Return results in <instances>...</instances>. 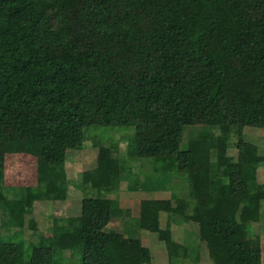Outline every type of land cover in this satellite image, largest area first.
<instances>
[{"label": "trees", "instance_id": "obj_1", "mask_svg": "<svg viewBox=\"0 0 264 264\" xmlns=\"http://www.w3.org/2000/svg\"><path fill=\"white\" fill-rule=\"evenodd\" d=\"M250 127L264 128V0H0V216L10 229L0 264H155L138 231L108 229L128 213L108 195L131 170L116 144H101L113 128L134 130L131 160L155 164L139 188L162 190L172 171L206 188L214 261L263 264L243 242L264 221V138L251 141ZM88 138L102 147L97 195L79 215L54 217L50 245L26 238L36 202L67 200L68 153ZM19 153L37 158L36 185L5 184L7 155ZM162 211L142 201L139 228L157 234L168 264L199 256V239L172 241Z\"/></svg>", "mask_w": 264, "mask_h": 264}, {"label": "rangeland", "instance_id": "obj_2", "mask_svg": "<svg viewBox=\"0 0 264 264\" xmlns=\"http://www.w3.org/2000/svg\"><path fill=\"white\" fill-rule=\"evenodd\" d=\"M111 128V127H110ZM204 130L203 126H188L183 133V147L187 142L196 138ZM109 138L101 141L105 147L116 144L117 155L125 160V164L130 166L128 174H124L118 183L116 191L108 196L119 202V206L128 213L117 215L108 225V229H117L126 235L138 231L139 237L144 245L149 246L154 254L155 264H168V254L165 246L158 240L156 233L139 228L141 203L144 200H158L166 211L160 212L161 227L165 228L170 224L171 237L173 242L183 243L193 240L202 243L200 254L193 258H185L182 264H218L214 261L210 250L202 237L208 227V214L204 213L207 207L210 194L206 188L195 183L190 186L187 178L176 171H172L169 181L160 191H153L151 188H139L146 181V174L155 172V164L150 159L142 165L141 161L131 160L128 157L129 138L134 134L131 128H113L109 130ZM246 136L253 142H262L264 138V128H247ZM91 136V135H90ZM228 150L229 155H237L235 141ZM92 138H88L86 146L82 149L70 150L66 161V170L70 181L69 196L67 200L55 202L42 200L35 203L33 212L28 214L25 219V237H33L42 245L52 243V224L54 217H68L80 214L83 197L92 195L91 189L98 184V153L100 148L94 145ZM109 148V147H108ZM37 158L27 154H10L6 158L5 184L13 186L36 185L38 182ZM128 176V177H127ZM198 176L197 178H199ZM259 182L264 183V164L258 168ZM82 181L85 189H81L78 183ZM200 182V181H198ZM134 183L135 188L131 189ZM93 195H97L93 194ZM227 202H222L221 206H226ZM1 215V214H0ZM200 217V221L197 217ZM238 215V214H237ZM226 217V216H225ZM2 219L0 216V228L3 234L9 233L8 227H1ZM254 235L244 239L246 248H258L262 253L264 264V221L254 223ZM199 239V240H198ZM172 242V243H173ZM171 245V244H170Z\"/></svg>", "mask_w": 264, "mask_h": 264}]
</instances>
